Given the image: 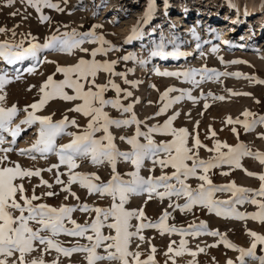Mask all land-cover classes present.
<instances>
[{"label":"rangeland","instance_id":"rangeland-1","mask_svg":"<svg viewBox=\"0 0 264 264\" xmlns=\"http://www.w3.org/2000/svg\"><path fill=\"white\" fill-rule=\"evenodd\" d=\"M238 1L240 12L230 8V3ZM59 2L64 9L63 12L55 9L45 8L44 14L50 17L49 21L41 22L39 14L34 8L21 3V0H15L12 6H7L4 0H0V27L6 29L0 33V41L15 40L19 41L23 35L31 34L36 37L37 42L44 43L45 39L53 33L61 34L71 32L73 29L78 32H86L92 29L94 25H100L94 30L97 34H102L106 40L116 46L114 50L104 54H98V60H118L115 66L117 72H127L128 80L140 81L138 86H132L124 83L121 76H112L111 79L119 84L121 88L128 89L133 93L127 99L123 98L121 93V102L125 105L132 103L133 111L137 118L143 123L140 125L142 131L147 130V126L163 124V122L176 112L179 116L173 121L176 128H187L190 133L198 132L199 137L207 148L199 149V156L202 159H209L214 156V152L207 149L214 146L215 140L226 142L229 145L244 143L252 151L264 152V125H257L252 131L245 132L242 125H235L239 135L231 131L233 125L225 123L226 118L231 116L233 119L240 117L241 113L246 109L258 115H264V84L251 82L249 79L241 76H221L218 80H205L199 86H194L182 78L173 76L158 75V72L165 71H181L189 68L208 67L216 69L220 72H240L248 76H256L264 79V11L257 14L256 17L246 18L245 12L249 10L250 5H257L264 9V0H154V11L147 23H142L140 27V36L126 43V38L131 34L132 29L141 21L148 7L149 0H53ZM17 13L11 15V13ZM205 12L204 15H201ZM176 15L180 20H176ZM185 16H190L186 19ZM201 16V17H200ZM208 16L205 21L203 19ZM209 16L217 17L219 21H209ZM199 17V18H198ZM236 19L243 23V29L238 33L229 34L231 27L237 25ZM232 24V26L229 25ZM187 25V26H186ZM261 26V27H260ZM239 29L240 26L238 25ZM13 31L15 36H13ZM250 37H252L250 39ZM227 41L228 43H225ZM28 41L26 40L25 43ZM163 43V51L166 53L183 52L186 55L179 56L175 61L171 60L168 55L162 60L161 56H152L151 53L157 50V46ZM230 43H233L232 45ZM240 43H245L247 48H238ZM98 44L85 42L82 47L91 50ZM213 48L216 51H213ZM132 53L136 59L124 61L120 59L122 56ZM40 55V56H39ZM37 64L36 60L30 58L28 61L10 65L8 69L7 63L0 60V72L13 77L10 83L5 85L6 92L5 106L16 104L20 111L13 120V125L20 124L26 113L23 111L26 105H31L40 99V86L49 75L55 73L57 65L68 66L75 64L83 57L91 59L90 52H82L79 49L73 50L72 53L62 52L53 49H44L39 52ZM170 56V57H169ZM223 58L224 63L221 62ZM143 60L142 65L138 61ZM233 60L246 61L247 63H231ZM161 62V64H160ZM5 63V64H3ZM36 64V70L29 73L27 68ZM7 66V67H6ZM6 67V68H5ZM133 69V71H127ZM20 75V79H14ZM110 78L108 73L101 72L96 78V83H106ZM54 79L61 80L63 75L56 73ZM199 79V77H197ZM169 87L177 89H190L191 94L198 98L197 102H193L185 98L175 103L167 112L156 116L162 102L160 95ZM228 89L235 92L250 93L251 95L233 96ZM72 94L71 89H66ZM211 92L215 96L223 95L225 100H214L207 94ZM178 92L170 93L171 96L178 95ZM203 94V95H202ZM115 91L109 89L105 93V98H114ZM204 97H207L205 100ZM138 100V102H137ZM257 101H259L257 103ZM207 102L210 107L204 108ZM80 101H63L55 99L49 102L44 108L37 111V115H52L53 120H59L64 115L69 119L75 118L80 125L79 128L69 126V132H81L87 124L88 118L76 112H69L75 104ZM31 111V109H29ZM105 111L113 118H127L131 113H122L111 106H105ZM54 114V115H53ZM199 121L197 127L196 122ZM209 126L215 131L216 136L212 137L209 133ZM39 125H33L27 128L21 124V128L25 129L21 135L17 137L16 144L11 145L15 151L8 153L9 160L18 162L22 167L29 169H42L41 176L25 178L24 186L27 194L32 195L33 188L35 194L40 196V200L34 203H46L51 206L60 207L61 205L75 206L87 203L93 207H107L111 203L109 197H101L98 194H90L87 189L74 183L71 185V191H74L79 200L72 197L68 192L62 191L61 186L55 183L57 171L62 173L61 180L67 183L68 169L61 165L59 169L47 171L52 164L58 163V157L55 154H48L47 158H42L39 154H35L36 158L32 159L28 155H21L19 149L28 148L38 137ZM135 125L122 128L111 127L110 131L116 137L115 143L121 151H130L131 145L120 140V136H131L135 134ZM6 140L12 138L5 133ZM97 136L103 135L102 132L96 133ZM157 142L171 139L170 136L160 133L153 134ZM72 137L62 135L57 138V144L68 143ZM144 142V138H140ZM192 145L191 138L189 146ZM9 146L8 144L4 145ZM226 151V149H224ZM0 155H3L0 153ZM242 165L253 173H264V165H262L255 157H243ZM79 167L73 171L81 173H97L101 180L107 182L111 178V168L108 164L95 165L89 159H78ZM191 163V162H189ZM117 170L124 179H128V173L135 170L130 162L119 161ZM173 171L171 167L162 169L159 165H153L152 161L146 159L140 169V175L160 176L162 172L170 174ZM227 172V175L223 173ZM212 182L216 185H225L235 182L238 186L251 189H259L261 181L258 176H249L242 169H236L229 165H222L218 168L210 170L208 173ZM47 180L52 185L42 184L41 180ZM175 181H173L174 183ZM193 188L197 187L201 181L197 177H189L186 181ZM163 189H160L162 191ZM48 191H53L57 195L48 197L43 195ZM68 197L65 199V197ZM232 196L231 192L220 191L215 193V198L219 200H228ZM264 199V198H259ZM147 195H134L130 198L126 207L129 209H139L143 207L148 220L155 222L163 214L165 210L170 213L168 220L169 225L176 227H188L192 223H200L205 221L209 230H218L225 234L227 239L238 247L248 248L251 245L252 237L248 234L249 230L264 235V223L258 220H237L224 218L210 213L201 206H194L191 211H180L179 208L169 205H177L185 203L184 197L164 198L153 197L147 200ZM241 212H255L257 206L251 203L236 205ZM18 214V213H17ZM94 212H83L79 208L72 213V219L77 223H90L94 218ZM183 221V222H182ZM138 222L132 221L135 225ZM67 227H72L71 223H66ZM36 227V225H33ZM105 234H109L110 230L103 229ZM47 235V233H44ZM114 234V233H112ZM144 241L139 238H133L130 250L136 251L139 245V251L142 253L141 259H146L150 254L152 246L157 249L155 260L158 264H173V261L166 256L169 244L175 241L178 246L179 241L184 238L188 241V247L195 250L197 245L205 247L206 245L216 244L219 240L217 236L202 234L200 236L181 237L179 233L161 234L158 229L146 228L142 230ZM57 239L65 247H70L76 243L89 244L86 238L69 237L61 234ZM101 253L103 249H99ZM40 252L36 251L33 256H39ZM257 255H264V245H257ZM57 253L52 250L51 254H45L46 260H52ZM86 253H73L71 257H60V264H87ZM239 256L238 249H229L223 244L216 247H208L205 253H200L196 257L198 264H226L231 259L237 261ZM158 258V259H157ZM215 258V259H213ZM192 257L185 254L176 258V264H186V261ZM247 264H259L252 258H246ZM99 264H116V262L101 261ZM238 264V261H237Z\"/></svg>","mask_w":264,"mask_h":264},{"label":"snow or ice","instance_id":"snow-or-ice-1","mask_svg":"<svg viewBox=\"0 0 264 264\" xmlns=\"http://www.w3.org/2000/svg\"><path fill=\"white\" fill-rule=\"evenodd\" d=\"M7 6H12L15 0H4ZM67 0H65V3ZM35 9L39 14L41 22L49 21L50 17L45 15V8L55 9L63 12L64 9L59 2L53 0H21ZM154 11V0H149L148 7L141 21H138L132 29L131 34L126 38V43L137 39L140 36V27L142 23H147ZM17 13H11L16 15ZM94 25L91 30L86 32H78L73 29L71 32L61 34L53 33L45 39L44 43H39L36 37L31 34L23 35L17 42L15 40L0 41V59L6 61L7 64H15L25 61L29 58L38 60V53L44 49L59 50L62 52L72 53L73 50L79 49L82 52L89 53L91 59L81 57L78 62L68 66L57 65L55 73L49 75L39 88L41 93L40 99L31 105H26L23 111L26 113L20 124L13 125L14 118L18 115L20 109L16 104L5 106L6 92L5 85L10 83L13 77L0 72V264H60V257H71L73 253H86L84 257L87 264H99L101 261L116 262V264H157L155 253L157 249L152 246L150 254L146 259H141L142 253L138 250H130L133 238H139L144 241L142 230L146 228H155L164 233H179L181 237L200 236L207 234L219 237L216 244L200 247L197 245L193 250L188 247L187 239L182 238L178 246L175 241L171 242L167 248L166 256L176 264V258L188 254L192 257L186 261V264H198L196 257L200 253H205L208 247H216L223 244L229 249H238V264H247L246 258H252L264 264V255H257V245H264V235L249 230L248 234L253 238L250 247H238L227 239L225 234L218 230H209L205 221L200 223H192L188 227H176L166 223L170 213L165 210L159 219L155 222L148 220L143 207L139 209H129L126 204L134 195H147V200L153 197L171 199L172 197H184L185 203L177 205H169V207H177L180 211H191L194 206H201L208 212L217 216L231 218L237 220H258L264 223V173H253L243 168V157H255L262 165H264V152L252 151L244 143L229 145L226 142L215 140L214 146L207 149L214 152L215 155L209 159H202L199 156L200 148H207L201 141L198 132L190 133L187 128H176L173 121L179 116L176 112L168 117L163 124L147 126L146 131H142L140 121L133 111V104L127 105L121 102V93L123 98L131 97L133 93L128 89L121 88L111 77L121 76L124 78L125 84L138 86L140 81L128 80L127 72L115 71L118 60H98V54L107 55L108 52L115 49L110 41L106 40L102 34L95 32ZM6 29L0 27V33ZM13 36L15 32L13 31ZM28 41L25 43V41ZM98 44L97 47L89 50L82 47L85 42ZM225 43H228L225 41ZM163 43L157 46L152 56L166 57L168 55L179 57L186 55L183 52L166 53L163 51ZM213 51H216L213 48ZM120 59L124 61L135 60L136 57L129 53ZM144 64L145 61H138ZM221 62L224 63L223 58ZM231 63H247L246 61L233 60ZM36 64L27 68L29 73L36 70ZM127 71H133L128 69ZM108 73L110 78L106 83H96L99 73ZM56 73L63 75V79L56 80ZM158 75L173 76L182 78L184 81L194 86H199L205 80L219 79L221 76H235L237 78L244 76L251 82L264 84V79L256 76H248L240 72H220L216 69L201 67L189 68L181 71H165L158 72ZM199 77V79H197ZM20 75L14 79H20ZM66 89H71L69 94ZM112 89L116 95L114 98H105V93ZM233 96L251 95L250 93L235 92L228 89ZM178 92L176 96L170 93ZM203 95V94H202ZM214 100L223 101L225 96H215L211 92L207 94ZM185 98L197 102L198 98L191 94L190 89H177L169 87L160 95L162 102L156 116L162 115ZM207 100V97H204ZM61 99L63 101H80L75 104L69 112H76L88 118L87 124L81 132H69V126L79 128L75 118L69 119L64 115L59 120H53L52 115H37V111L44 108L49 102ZM138 102V100H137ZM259 101H257L258 103ZM105 106H111L122 113H131L127 118H113L105 111ZM210 105L205 102L204 108ZM31 109V111H29ZM54 115V114H53ZM243 119L231 116L226 118L227 125H233L231 131L239 135L235 125H242L245 132L252 131L258 124L264 125V115H258L245 110L241 113ZM21 124L30 128L38 124V137L28 148L19 149L21 155H28L35 159V154H39L42 158H47L48 154H55L58 157V163L52 164L47 171L59 169L64 165L68 169V180L65 183L61 180L59 171L56 173L55 183L61 186V190L68 192L72 197L79 200L74 191H71V185L79 183L81 187L87 189L90 194H98L101 197H109L111 203L107 207H93L87 203L69 206L61 205L55 207L46 203H34L40 200V196L35 194L33 188L32 195L27 194L24 186L25 178L41 176L42 169H29L22 167L18 162L10 161L8 153L15 151L11 145L16 144L19 137L25 129L21 128ZM135 125V134L131 136H120L119 139L131 145L130 151H121L115 143L116 137L110 131L111 127L122 128ZM198 127L199 121L196 122ZM102 132L103 135L97 136L96 133ZM5 133L11 136L8 141ZM160 133L170 136L171 139L157 142L153 134ZM209 133L212 137L216 136L214 130L209 126ZM68 135L72 139L65 144H57V138L62 135ZM264 136V133L260 134ZM144 138L141 142L140 138ZM192 145L189 146V139ZM9 146L5 147L4 145ZM226 149V151L224 150ZM89 159L95 165L108 164L111 168V178L104 182L97 173H81L73 171L79 167L78 159ZM149 159L153 165H159L162 169L171 167L173 171L168 174L162 172L160 176H148L147 178L140 175V169L144 161ZM130 162L134 169L129 172L128 179H124L117 170L119 161ZM191 162V163H189ZM222 165H229L236 169H242L249 176H258L261 181L259 189H251L238 186L236 183L230 182L225 185H216L210 179L208 173L214 168ZM227 175L228 173H223ZM189 177H197L201 183L193 188L186 181ZM173 181H175L173 183ZM42 184L52 187L47 180H41ZM160 189H163L160 191ZM220 191L231 192L232 196L228 200H219L215 198V193ZM43 195L52 197L57 195L53 191H48ZM68 197L66 196L65 199ZM147 200L145 203H147ZM251 203L257 206L255 212H241L236 205ZM79 208L83 212H94L95 216L90 223H77L72 219V213ZM18 213V214H17ZM138 223L133 225L132 221ZM66 223H71L72 227H67ZM36 225V227H33ZM109 229V234H105L103 229ZM44 233H47L45 235ZM114 233V234H112ZM61 234L69 237L86 238L89 244L76 243L70 247H65L57 239ZM103 249L101 253L98 251ZM54 250L57 256L52 260H46L45 254H51ZM39 251V256H33V253ZM215 259V258H213ZM237 261L229 259L226 264H237ZM167 264V261H166Z\"/></svg>","mask_w":264,"mask_h":264},{"label":"bare ground","instance_id":"bare-ground-1","mask_svg":"<svg viewBox=\"0 0 264 264\" xmlns=\"http://www.w3.org/2000/svg\"><path fill=\"white\" fill-rule=\"evenodd\" d=\"M166 1H168V0H166ZM230 8L231 9H234V10H237L238 12H240V6H239V3H238V1H235V2H233V3H230ZM264 11V9L262 8V7H259V6H257V5H253V4H251L250 5V8H249V10L248 11H246L245 12V14H246V18H250V17H256V15L257 14H260L261 12H263ZM205 14V12L203 13V14H201V15H204ZM186 17V19H188L190 16H185ZM201 17V16H200ZM208 16H206L204 19H203V21H205V19L207 18ZM210 18H209V23L210 22H213V21H219L218 20V18L217 17H214V16H209ZM199 18V17H198ZM180 20V18H179V16L178 15H176V20ZM235 21H237V25H234V26H232V24H230L229 25V28H230V26H232L231 27V31H230V33L229 34H232V33H238V32H240L242 29H243V23H241V21L240 20H238V19H236ZM240 26V28L238 29L237 28V26ZM187 26V25H186ZM261 27V26H260ZM252 37H250V39H251ZM231 45L233 44V43H230ZM238 48H241V49H243V48H247V46H246V44L245 43H240L239 44V47ZM38 55H39V53H38ZM40 56V55H39ZM170 57V56H169ZM171 57H173V58H171L170 59V61L171 60H173V61H175V59H177L178 57H174V56H171ZM164 58L165 57H162V60H164ZM179 58H182V57H179ZM30 59V58H29ZM29 59H27V60H25V62L26 61H28ZM1 61H2V59H0ZM2 62H5V63H7L6 61H2ZM21 62H24V61H20V62H17V63H21ZM16 64V63H15ZM160 64H161V62H160ZM10 65H13V64H9V66H8V69H10L11 68V66ZM7 67V66H6ZM5 67V68H6ZM183 222V221H182ZM148 256V255H147ZM158 259V258H157ZM158 264V263H157Z\"/></svg>","mask_w":264,"mask_h":264}]
</instances>
